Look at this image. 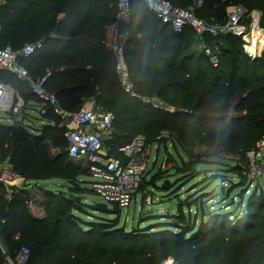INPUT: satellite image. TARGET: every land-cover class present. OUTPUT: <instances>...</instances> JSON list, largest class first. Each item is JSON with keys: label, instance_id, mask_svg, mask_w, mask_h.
I'll list each match as a JSON object with an SVG mask.
<instances>
[{"label": "trees", "instance_id": "trees-1", "mask_svg": "<svg viewBox=\"0 0 264 264\" xmlns=\"http://www.w3.org/2000/svg\"><path fill=\"white\" fill-rule=\"evenodd\" d=\"M196 1L171 0L177 7H189ZM238 4L260 11L264 27V0H203L195 12L208 23H222L227 19V8ZM116 14L117 0H3L0 48L11 45L19 50L26 44L39 45L20 60L34 80L47 77L44 86L57 95L62 108L74 112L83 103L95 102L94 107L112 112L114 131L104 142L110 156L119 157V148L142 131L159 134L163 129L184 148L197 141L227 150L248 152L255 148L264 137V51L261 57L251 58L240 38L225 35L213 40L207 35L205 42L219 48V65L215 67L204 50L187 48L195 33L191 28L175 32L141 0H132L123 62L137 95L158 97L175 108L164 111L132 97L119 82V55L107 41V29L117 23ZM153 17L156 25L151 23ZM0 81L19 90L27 85L30 90L25 81L6 71L0 70ZM46 118L51 124L38 133L25 126L0 124V161L7 159L27 181H71L90 176L87 166L69 159L66 138L59 135L61 117L50 109ZM147 138L152 145L153 140ZM57 148L63 151L52 154ZM191 162L183 160L177 174H185ZM84 192L92 191L78 193ZM47 194L51 196L45 216L38 219L30 212L24 191L9 192L0 184V264H7L10 251L19 252L22 245L31 249L28 264H162L175 255L174 249L185 251L182 264H264V196L259 193L248 198L246 218L212 211L196 230V220L185 221L180 216L181 221L166 223L169 225L132 231L121 230L113 219L86 221L77 216L76 212H87L80 197ZM198 203H189L186 208ZM200 205L203 208V203ZM179 211L183 214L184 206ZM116 234L123 242L153 237L156 243L140 248L114 247L112 237ZM212 244L218 249L214 256L203 254ZM238 244L245 246L235 253ZM225 248L229 251L227 263L219 257Z\"/></svg>", "mask_w": 264, "mask_h": 264}, {"label": "built area", "instance_id": "built-area-1", "mask_svg": "<svg viewBox=\"0 0 264 264\" xmlns=\"http://www.w3.org/2000/svg\"><path fill=\"white\" fill-rule=\"evenodd\" d=\"M132 0H117L116 21L130 20ZM147 8L163 24L170 25L175 32L191 28L203 40V50L209 56L213 66L219 65V52H213V47L205 42L208 35L216 40L225 35H233L242 40L244 52L255 58L257 48L261 46L264 37L262 26V13L258 10L249 11L243 5H231L227 8V19L222 23H208L195 12L203 0H197L189 7L174 6L171 0H141ZM117 24V23H116ZM39 45L26 44L23 48L15 50L11 45L0 48V70L14 74L18 79L25 81L30 91L40 102L39 114L42 119L51 109L61 117L62 122H69L65 138L68 144L69 159L76 162H85L91 181L89 189L102 198L105 203L112 204L118 210L131 206L135 194L141 190L145 173L148 170L151 145L144 134H137L130 142L119 148L120 156L108 155L104 142L110 139L114 131L115 116L112 112L99 107L82 106L77 111L70 112L62 108L57 95L45 88L47 77L34 80L28 69L21 62L20 57H27L34 53ZM114 49L122 59V48ZM117 72L119 82L124 90L132 97L149 103L156 109H166L167 104L158 97H142L133 91V82L130 80L129 71L121 61L118 62ZM11 86L0 81V111L11 115L15 126H24V121L30 116L23 114L27 103L21 97L13 98ZM264 149L261 139L255 148L248 153L250 158L251 177L261 174L259 164L260 152ZM22 177L12 166L0 161V184L6 187L16 185ZM31 249L22 245L18 255V264H28ZM8 264H13L7 258Z\"/></svg>", "mask_w": 264, "mask_h": 264}, {"label": "rangeland", "instance_id": "rangeland-1", "mask_svg": "<svg viewBox=\"0 0 264 264\" xmlns=\"http://www.w3.org/2000/svg\"><path fill=\"white\" fill-rule=\"evenodd\" d=\"M114 41L115 36H112L110 42L114 44ZM187 48L195 52L203 51V45L200 44L199 37L196 33H194L193 42H189ZM213 52H219V48L213 47ZM262 53L259 57H261ZM166 104L167 108L165 110L163 109L164 111H175L172 105H169L167 102ZM94 105L95 103L91 105L90 103H83L79 107H92ZM38 111L39 107L33 114L29 113L28 115L30 117L24 121V126L30 132L32 130H40L34 129V126H39L40 124L41 116ZM0 117L4 119L3 122L7 123L6 125H14V121L9 118V114L0 112ZM68 126V121L62 122L60 127L63 129L61 134L59 132V135H62V133L64 135V132L68 130ZM31 133L37 132L32 131ZM141 133L149 137L150 140L152 139L154 143L151 145L148 170L144 177L146 178V182L144 181L143 184L144 188L136 192L131 206L117 210L114 205L105 203L95 193H85L80 194L79 197L87 205V212H76L77 216L86 221H95L96 217L113 219L118 221V227L121 230L125 229L126 231L139 228L144 229L153 225H169L166 223L181 221L184 217L185 221H197L196 230L204 216L208 218L212 211H222L246 218L248 198L251 195H255V193L264 196V149L260 152L259 157V164L262 167L261 174L253 179L250 173L251 161L248 157L249 151L238 149L227 150L224 146L199 141L191 148H184L177 140H172V134L168 130L163 129L159 134L158 132L147 131H142ZM59 140H63L62 136L59 137ZM262 140L264 141V137ZM61 149H53L52 154L63 151ZM183 160H190L192 164L186 168L187 172L185 174H177V171L183 167ZM4 163L10 165L7 159L4 160ZM79 165L86 168L85 162H79ZM19 173L26 180L23 172L19 171ZM81 177H89V182L92 180L90 176L83 175ZM155 177L160 178L152 181L151 179ZM150 180L151 183L149 182ZM252 182L254 184L250 187V183ZM168 183L169 185H167ZM243 191H245L244 196H242ZM86 194L87 196H85ZM197 201L199 202L197 206L193 205L190 209L186 208L189 203L196 204ZM201 203L204 205L203 208L200 205ZM96 204H105L108 210L99 211L96 208ZM181 206H184L183 214H180L179 211ZM252 211L255 212V208ZM261 213H264V210ZM180 216H182V219L179 218ZM230 219H233V217H230ZM228 224L225 225L224 229L228 227ZM159 229L162 230L164 228L160 227ZM170 229L176 231V228L172 227ZM151 231L157 230L152 229ZM211 239H207L202 245H207ZM147 243L154 244L156 240L150 237L145 240L140 239L123 242L120 234L112 237V245L114 247L124 244L126 247L133 245L135 248H140ZM242 246H245V244H238L234 247V252H240ZM216 250L218 249L213 247L212 244L210 247L206 246L203 254L214 256ZM173 253L175 255L169 256L162 264H182L180 259L184 257L185 251L183 250L182 252L181 249H174ZM9 254L13 264H18L16 260L18 251H10ZM219 257L223 263H227L229 251L226 248L223 249Z\"/></svg>", "mask_w": 264, "mask_h": 264}, {"label": "crops", "instance_id": "crops-1", "mask_svg": "<svg viewBox=\"0 0 264 264\" xmlns=\"http://www.w3.org/2000/svg\"><path fill=\"white\" fill-rule=\"evenodd\" d=\"M3 0H0V6ZM154 17L151 19V23L156 25ZM116 25H113L107 29V41L108 45L111 47H115V41L114 44L110 42V38L112 36H116ZM199 42L201 45H203V40L199 38ZM264 50V45L261 44L257 48V52L255 55V58H258L260 54ZM124 64L123 62V57L121 60H119ZM125 65V64H124ZM64 69V68H63ZM11 91L13 94L14 100H16L18 97H21L25 100L27 103V107L23 109V114L26 113L27 118L28 114H33L35 111H37L38 107L40 108V102L38 100L32 99V95L30 90L27 88V85H24L22 89H17L14 88L11 85ZM29 99V100H28ZM95 103V102H92ZM90 103V105L92 104ZM95 106V105H94ZM93 107V106H92ZM89 107V108H92ZM64 109V108H63ZM65 110V109H64ZM67 111V110H66ZM1 112V111H0ZM71 112V111H70ZM11 115H9V118L11 119ZM40 119V118H39ZM4 119L0 117V124L6 125L7 123L3 122ZM50 122V123H49ZM39 126H34V129H41L44 126H47L51 124V121L49 119H40ZM62 124V123H61ZM29 131V130H28ZM38 133V130H32ZM31 131V132H32ZM89 177H77L75 180H68L65 178H51V179H46V180H39V181H27L24 180L23 178L20 181L16 182V185L8 187L9 192L13 191H24L27 194V197L29 198L28 201V208L32 215L38 219H42L45 216L44 210L46 208V203L48 197L51 195L47 194H55V195H66V196H71L74 195L76 197H79L78 192H83L87 191L89 189ZM84 192L83 194H85ZM88 194V192H87ZM87 194L85 196H87Z\"/></svg>", "mask_w": 264, "mask_h": 264}, {"label": "water", "instance_id": "water-1", "mask_svg": "<svg viewBox=\"0 0 264 264\" xmlns=\"http://www.w3.org/2000/svg\"><path fill=\"white\" fill-rule=\"evenodd\" d=\"M130 29H131L130 20H125V19L118 20L115 29L116 31L115 45L117 49H121L125 44ZM96 208L103 211L108 210V207L105 204H96Z\"/></svg>", "mask_w": 264, "mask_h": 264}, {"label": "bare ground", "instance_id": "bare-ground-1", "mask_svg": "<svg viewBox=\"0 0 264 264\" xmlns=\"http://www.w3.org/2000/svg\"><path fill=\"white\" fill-rule=\"evenodd\" d=\"M262 43H263L262 45H264V37L262 38Z\"/></svg>", "mask_w": 264, "mask_h": 264}]
</instances>
